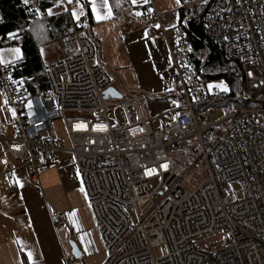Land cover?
Returning <instances> with one entry per match:
<instances>
[{
    "label": "built area",
    "instance_id": "obj_1",
    "mask_svg": "<svg viewBox=\"0 0 264 264\" xmlns=\"http://www.w3.org/2000/svg\"><path fill=\"white\" fill-rule=\"evenodd\" d=\"M60 2L69 14V3L80 4ZM182 9L185 20L172 37L153 3L144 11L148 27H159L167 43L180 95L156 127L142 96L103 97L113 80L98 62L96 44L79 29L82 20L72 17L73 47L46 63V92L33 94L12 63H1L0 92L14 119L11 137L0 125V175L26 167L35 183L40 165L59 166L63 155L71 156L109 264H264V0H190ZM190 23L222 48L261 98L241 96L244 105L236 110L223 106L225 92L209 88L214 74L207 71L209 57L200 58L190 42ZM2 45L11 40L0 35ZM213 111L227 114L214 120ZM56 120L67 140L58 137ZM191 139L203 178L189 190L184 167L170 154ZM51 218L59 227L65 215L52 210ZM222 233L227 238L217 248L202 244Z\"/></svg>",
    "mask_w": 264,
    "mask_h": 264
},
{
    "label": "crops",
    "instance_id": "obj_2",
    "mask_svg": "<svg viewBox=\"0 0 264 264\" xmlns=\"http://www.w3.org/2000/svg\"><path fill=\"white\" fill-rule=\"evenodd\" d=\"M85 3H69V12L76 21H86L89 7L98 62L111 76V87L125 98L142 96L144 114L150 111L151 117L175 109L179 97L173 84L169 48L160 28L148 27L144 17L150 4L155 5L154 0ZM50 10L51 15L68 11L61 2ZM179 11L162 13L164 27L171 37L179 22ZM74 42L72 36L42 47L45 63L63 58ZM22 56L17 46L2 47L0 64L17 62ZM170 94H176V98H165ZM0 99L4 103L0 106V125L4 135L11 137L13 119L1 92ZM145 116L153 121L157 118ZM63 158L59 166L40 165L39 180L35 183L26 167L0 175V264H109L77 166L71 156L66 154ZM52 210L65 215L59 227L53 224ZM73 243L80 257L74 255Z\"/></svg>",
    "mask_w": 264,
    "mask_h": 264
},
{
    "label": "trees",
    "instance_id": "obj_3",
    "mask_svg": "<svg viewBox=\"0 0 264 264\" xmlns=\"http://www.w3.org/2000/svg\"><path fill=\"white\" fill-rule=\"evenodd\" d=\"M77 1L87 4L86 0ZM180 1L183 6L190 0ZM59 3L60 0H34L29 4L24 0H0V35L11 40V46H17L22 51V58L12 63L15 67L14 73L21 79L24 87L35 95L42 94L49 88L45 72L46 63L41 54L42 47L74 35L72 16L69 13L49 14V9ZM86 8L88 17L86 21L82 19L84 24L79 29L88 33L97 45L91 31L93 21L89 7ZM179 16V21L183 23L186 17L184 9H180ZM188 29L190 42L197 55L200 58L209 57L207 71L210 76L214 74V81L224 79L229 87L222 101L224 107L228 110L241 108L244 105L241 96L246 97L245 94L254 100L256 97L261 98V95L256 96L258 90L255 85L244 82L237 76L231 64L225 59L222 48L206 41L201 27L190 23ZM175 95H166L165 98H176ZM178 99L180 100V97ZM250 105L256 106V103L253 101Z\"/></svg>",
    "mask_w": 264,
    "mask_h": 264
},
{
    "label": "rangeland",
    "instance_id": "obj_4",
    "mask_svg": "<svg viewBox=\"0 0 264 264\" xmlns=\"http://www.w3.org/2000/svg\"><path fill=\"white\" fill-rule=\"evenodd\" d=\"M154 2H155V5H156V7L160 13H163L166 11H172V10H179L183 7L180 0H179V3H177V0H154ZM168 34L170 36L169 32H168ZM211 85H213V87H216L220 91H223V92H227V91H224L222 89V87H217V85L226 86L227 89L229 90V87H228V85L224 79H218L216 81H213V83H211ZM178 95H179V92H178ZM245 96L247 97L246 94H245ZM0 106H4V103L1 101V99H0ZM9 111H10L11 118L14 119L13 113L11 112V110H9ZM146 112H145V114L150 118L157 117L153 121L154 127H156L157 124L162 123L164 121H167L170 118L169 116L161 117L163 114H161V115L158 114L156 116L152 115L153 117H151L150 111H148V113H146ZM226 114L227 113L223 112V111H216V112L213 111V118H214V120H218V119L222 118L223 116H225ZM54 126L56 128L58 137L66 139L67 137H66L63 122L60 120H56V121H54ZM196 145H197V141L191 139L185 144L184 150L172 152L170 154L171 157H173L175 160L180 162L182 164V166L184 167V170H185L184 184H185L186 188L189 190H192L194 187H196L201 182V180L203 178V166L197 160V156L193 152V148ZM133 219H134V217H133ZM226 238H227V235H225L223 233L222 234H215V235L208 236L207 238H205L202 241V244L206 247H209V248H217L218 245L221 244ZM154 252H155V255L157 257H159L162 253L160 247L156 248Z\"/></svg>",
    "mask_w": 264,
    "mask_h": 264
},
{
    "label": "water",
    "instance_id": "obj_5",
    "mask_svg": "<svg viewBox=\"0 0 264 264\" xmlns=\"http://www.w3.org/2000/svg\"><path fill=\"white\" fill-rule=\"evenodd\" d=\"M103 97L105 99L112 98V99H118V100H121L124 98V96L114 87H109L107 90H105L103 93ZM72 247L74 249V255L76 257H80V252H79L77 246L73 243Z\"/></svg>",
    "mask_w": 264,
    "mask_h": 264
},
{
    "label": "snow or ice",
    "instance_id": "obj_6",
    "mask_svg": "<svg viewBox=\"0 0 264 264\" xmlns=\"http://www.w3.org/2000/svg\"><path fill=\"white\" fill-rule=\"evenodd\" d=\"M25 2H26V0H25ZM133 2L135 3L136 2V0H133ZM177 3H179V0H177ZM93 12L95 13L96 12V9H95V6L93 7ZM49 14H51V10L49 9ZM140 13H137V15H139ZM73 15L75 16V13H73ZM109 15H110V12H109ZM78 18V17H77ZM101 18H103V17H101V16H97V19H101ZM14 51H16V52H19V49H14ZM43 54V53H42ZM249 75H251V73H249ZM213 87V85H209V88H212ZM217 87H222V89L224 90V91H228V89H227V87L226 86H223V85H217ZM81 190H83V189H81Z\"/></svg>",
    "mask_w": 264,
    "mask_h": 264
}]
</instances>
